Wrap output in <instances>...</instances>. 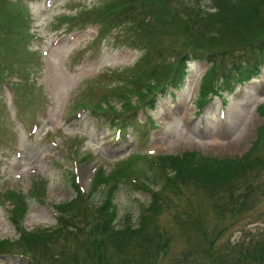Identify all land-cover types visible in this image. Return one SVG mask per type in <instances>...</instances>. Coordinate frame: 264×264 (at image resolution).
I'll use <instances>...</instances> for the list:
<instances>
[{"label": "rangeland", "instance_id": "1", "mask_svg": "<svg viewBox=\"0 0 264 264\" xmlns=\"http://www.w3.org/2000/svg\"><path fill=\"white\" fill-rule=\"evenodd\" d=\"M23 1L22 4L19 0H0V20L9 17L8 8L13 4L20 12L15 15V27L21 28L19 35H16L20 40L14 46L11 40L5 41L0 33V75L18 81L20 72L30 74L40 87L38 105L35 112L30 109L27 114L28 120L35 119V125L26 126L16 113L11 88L7 83L3 84L4 89L0 90L5 102L0 107H3L0 111V130L3 133L0 139V189H16L13 192L17 193V199L12 201H29L30 208L23 223L27 229L56 223L52 204L71 200L76 195L71 171L84 187L90 184L94 168L99 163H104L108 172L118 171L124 183L118 191L116 202L119 220L123 221L127 216L136 218L141 205L151 199L149 191L134 187L126 179L141 172L151 174L154 156L172 155L190 149L217 158L238 157L251 148L260 130L264 131V109L259 110L264 105V55H258L263 67L261 77L237 86L232 93L209 92L204 109H200L201 83L209 67L207 61L189 63L184 86L180 90H173L169 86L164 91L167 81L176 75L175 69L178 67L179 75L183 72L179 66L183 50L180 51L175 42L193 43L192 34L198 42L219 47L221 43L232 45L247 42L264 32V12L255 17L243 11L238 18L217 21L212 17L202 18L197 12L203 7L213 9V0H192L195 5L189 10V18L183 17L180 12L176 18H172L175 16L173 0H151L147 4L143 3L144 0H39L30 4H26L27 0ZM107 3L110 4L106 6ZM112 6L120 7L116 11L126 13L119 16V28L136 34L137 39H140L138 34L143 31L144 36L149 38L151 35V40L159 43H153L148 56H141V50L127 46L113 47L102 34L98 35L96 25L67 33L65 25L61 24L64 15L78 17L86 8L110 9ZM28 16L31 17L28 34L32 32L35 36H29L27 43L32 51L42 53V60L35 62V69L30 72L25 70L26 65L23 64L25 56L16 59L18 45L23 39L21 30L25 29ZM179 23V37L171 39V28L178 29ZM111 29L109 27L108 32ZM188 32L191 36L185 39ZM94 37H97V41L92 44ZM10 47H13V51L7 52ZM261 51L264 53V47ZM6 56L9 59L4 62ZM36 56L40 58V54ZM15 60L19 74L14 72ZM216 71L214 82L218 83L220 75L219 70ZM131 79L145 89L135 91L127 82ZM93 85L94 95L86 98L85 103L95 108L107 106L109 98L117 109L122 106V112L133 107L141 108L137 112V128L129 130L125 138L122 134L120 138L116 137L114 127L102 115L83 106L78 107L80 102H77ZM120 87L122 90L114 91ZM118 95H124V98L120 99ZM150 98L154 99L149 102ZM152 119L154 126L150 127ZM232 143L236 145L231 146ZM189 197L198 202L205 195L196 191L195 195ZM8 206L0 198V240H15L19 236L17 225L11 219L14 211ZM199 206L204 207L202 204ZM163 214L159 223L166 226L168 232L161 228L154 229L151 225L154 238L147 241L145 233L118 239L103 230L98 237L111 250V257L113 255L118 259L121 239L125 240L123 244L129 255L127 261L118 260L111 264H151L153 260L147 256H151L156 247L167 246L170 237L169 250H173L175 244L177 250L187 245V234L180 232L184 227L173 220L170 211ZM202 217L196 221L201 234L196 239H203L207 243L210 239L203 237L205 224L201 222ZM210 219L214 225L215 218L210 216ZM88 227L97 229L95 226ZM259 243L260 246L256 247ZM39 244L43 246L38 247V256L45 264H95L89 252L66 239L65 235L59 234L53 239L45 237ZM69 245L75 246L76 260L67 252ZM250 246L253 248L245 252ZM174 251H169V256L164 257L160 264H171L176 256ZM225 254L235 257L233 264H247L252 254L264 262L261 258H264V198L255 213L250 212L240 220L225 224L222 237L216 240L213 257L202 264H209L216 258L220 261ZM26 261L24 256L18 254L0 256V264H27Z\"/></svg>", "mask_w": 264, "mask_h": 264}, {"label": "trees", "instance_id": "2", "mask_svg": "<svg viewBox=\"0 0 264 264\" xmlns=\"http://www.w3.org/2000/svg\"><path fill=\"white\" fill-rule=\"evenodd\" d=\"M147 1L151 2V0H145L144 2ZM160 1L164 2V0ZM213 1L215 5L212 11L197 10L200 17H212V19L214 18L217 21H223L228 20L230 17L238 18L243 11L255 17L260 16L264 12V0ZM192 5H195L192 0H173L175 16L172 18H176L178 12L183 17L189 18V10ZM118 8L120 7L113 8L112 6L109 11H101L97 14L95 21L101 24V31H105L107 27H112L119 32L125 29L119 28L121 23L119 16L126 13L116 11ZM117 13L120 14L116 15ZM180 29V23L178 29L171 28L172 34L168 33L170 38L179 37ZM125 31L127 32V38L131 46L143 47L142 43L145 42V48L151 52V47H154V44H159L151 40V35L149 38L144 36L143 31L138 34L141 40L137 39L136 34H129L127 29ZM188 35L191 36V33L188 32L184 36L185 39ZM116 38L118 42L126 43L127 38H120L119 36H116ZM259 39L264 40V32L261 36L252 39V50L256 46L254 45V41ZM192 40L193 43H187L186 41H183V43L175 42L178 44L180 51L183 50L180 68L184 67L185 62L192 58L191 54L195 58H207L206 56L211 54L229 53L232 67L223 68L222 74L230 87H233L235 83H242L247 79L246 76L248 74L255 72V67L251 64V56L246 55V50L250 51V48H247L248 44L246 42L232 45L221 43L219 44L221 47H219L215 46V44L198 42V39L194 38L193 34ZM187 45L189 46L187 47ZM207 49L209 50L208 52ZM251 53L253 51L249 54ZM205 54L207 55L205 56ZM145 55L148 56L149 54ZM177 72L178 70L176 69L175 73ZM213 74L214 69L212 68L209 70L207 78L213 77ZM180 76L176 74L169 83L175 87H179L181 85V82H179L181 80ZM17 85L18 88H21V85L23 86L21 81ZM139 91L141 92V89ZM99 110V112H107L105 109L99 108ZM258 146V143H255L253 149L244 157L217 158L203 156L195 151H188L180 156H158L157 160L154 161L156 162L157 173H154L153 179L162 181L160 189L152 192L150 203L140 210L135 222L131 218H127L122 222L123 224H120L118 219V207L115 202L116 192L119 188V181H116L115 176L118 173L106 174L103 170H100L94 180L92 190L88 193L80 188L72 176L73 187L77 191V196L72 201L60 205L58 218L61 225L52 231L40 229L32 232L23 231L21 238L13 243L15 244L13 249L3 250V247L7 246V242L0 241V252L7 250L15 251L28 256L32 261H38L43 264V260L38 256V247L43 246L39 244V241L45 237L53 239L56 235L66 234V239L82 247L94 257L95 264H111L112 262H118V260L127 261L129 255L125 251L126 245L123 244L125 240L121 239V244L123 245L118 243L120 245L118 248V259H115L113 255L111 257V250L98 235L104 230L110 232L113 237L120 239L119 237L129 238L145 233V241H147L150 238H154V234L150 231L151 225L154 229L166 228V226L160 225L159 219L163 217L164 212L170 211L173 215V220L178 221L184 227L180 230L181 234H187L188 236L187 245L181 249L177 250L178 248L175 244L173 250H175L174 255L176 256L171 260V264H202L206 259L210 260L213 257V250H216V240L220 237L218 230L212 224L210 216L218 219L228 213L231 220H235L252 209L256 204L252 196L248 170L252 161L256 163L264 162V155L258 150ZM259 158H263V161ZM138 182L142 187L148 186L144 180L140 179ZM196 191L204 194L205 198L195 202L189 196L195 195ZM15 196V194H12V197ZM184 196L188 198H183ZM199 204L204 205V207L199 206ZM249 204L252 205L251 208ZM15 209L12 213V219L17 221L18 205H16ZM26 211L27 207L25 205L21 209V219ZM200 217H202L201 222L205 224L203 237L210 239L207 243L203 239H196V237H201L199 226L196 223ZM185 224L191 226L186 227ZM88 226H95L97 229H90ZM165 231L168 232V229H165ZM171 239L172 237L166 242L168 248L165 245L160 248L156 247L153 249L151 256H147L149 260H153L151 264H160L164 257L169 256V251H173L169 250ZM260 244L256 245V247L260 246ZM251 248L253 247H248L245 252ZM74 250L75 246L69 245L67 252L71 258L76 260ZM61 255L65 256L64 254ZM249 258L250 261L247 264H264L256 255H249ZM261 258L264 261V258ZM234 259L235 257L225 254L221 257L220 261L216 258L210 261L209 264H225V262L233 264Z\"/></svg>", "mask_w": 264, "mask_h": 264}, {"label": "bare ground", "instance_id": "3", "mask_svg": "<svg viewBox=\"0 0 264 264\" xmlns=\"http://www.w3.org/2000/svg\"><path fill=\"white\" fill-rule=\"evenodd\" d=\"M236 144L235 143H232L231 146H235Z\"/></svg>", "mask_w": 264, "mask_h": 264}]
</instances>
